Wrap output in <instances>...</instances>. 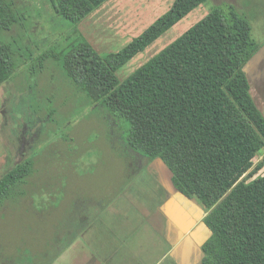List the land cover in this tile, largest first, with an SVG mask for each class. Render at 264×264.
Segmentation results:
<instances>
[{
  "label": "rangeland",
  "instance_id": "1",
  "mask_svg": "<svg viewBox=\"0 0 264 264\" xmlns=\"http://www.w3.org/2000/svg\"><path fill=\"white\" fill-rule=\"evenodd\" d=\"M11 1L18 23L1 31L0 40L17 70L0 86V179L28 159L34 169L24 196L16 192L0 205V264L35 256L34 264H176L172 256L164 259L167 218L155 211L166 192L149 171L136 170L124 142L113 140L100 109L76 92L63 69L82 36L101 56L119 53L176 0H108L79 24L59 15L55 0ZM229 4L264 43V0H210L118 78L124 81L214 7ZM263 159L258 155L255 165ZM260 176L264 166L254 178Z\"/></svg>",
  "mask_w": 264,
  "mask_h": 264
},
{
  "label": "trees",
  "instance_id": "2",
  "mask_svg": "<svg viewBox=\"0 0 264 264\" xmlns=\"http://www.w3.org/2000/svg\"><path fill=\"white\" fill-rule=\"evenodd\" d=\"M106 1L55 0L54 8L79 24ZM209 1L176 0L140 37L105 57L82 36L63 69L76 92L100 109L113 140L124 142L136 170L147 173L161 160L176 190L203 208L211 237L201 264H264V176L254 178L264 166V159L255 165L264 153V116L244 71L263 43L254 39L248 17L232 4L216 6L124 81L117 75ZM16 12L11 0H0V34L18 23ZM16 70L0 40V86ZM33 163L28 159L0 179V205L16 192L24 196Z\"/></svg>",
  "mask_w": 264,
  "mask_h": 264
},
{
  "label": "crops",
  "instance_id": "3",
  "mask_svg": "<svg viewBox=\"0 0 264 264\" xmlns=\"http://www.w3.org/2000/svg\"><path fill=\"white\" fill-rule=\"evenodd\" d=\"M244 71L249 81L250 95L264 116V43ZM148 171L166 192V199L161 204L159 200L155 205V211L167 218L164 238L169 249L164 259L172 256L176 264H201V248L211 237L203 222L206 215L204 210L195 200L186 198L176 190L171 172L161 160L152 162Z\"/></svg>",
  "mask_w": 264,
  "mask_h": 264
},
{
  "label": "flooded vegetation",
  "instance_id": "4",
  "mask_svg": "<svg viewBox=\"0 0 264 264\" xmlns=\"http://www.w3.org/2000/svg\"><path fill=\"white\" fill-rule=\"evenodd\" d=\"M90 264H101V263L97 262V260H93Z\"/></svg>",
  "mask_w": 264,
  "mask_h": 264
}]
</instances>
